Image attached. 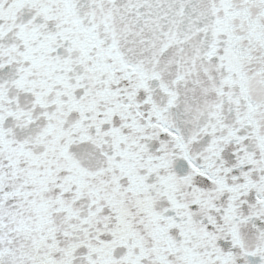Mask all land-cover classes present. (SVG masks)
Instances as JSON below:
<instances>
[{"label":"snow or ice","instance_id":"1","mask_svg":"<svg viewBox=\"0 0 264 264\" xmlns=\"http://www.w3.org/2000/svg\"><path fill=\"white\" fill-rule=\"evenodd\" d=\"M0 264H264V0H0Z\"/></svg>","mask_w":264,"mask_h":264}]
</instances>
